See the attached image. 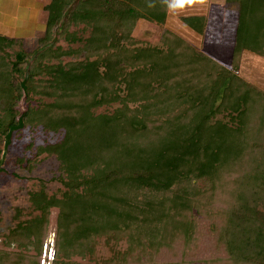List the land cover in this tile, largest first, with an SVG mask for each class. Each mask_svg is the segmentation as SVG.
<instances>
[{"label": "trees", "instance_id": "16d2710c", "mask_svg": "<svg viewBox=\"0 0 264 264\" xmlns=\"http://www.w3.org/2000/svg\"><path fill=\"white\" fill-rule=\"evenodd\" d=\"M170 1L49 0L32 55L0 35V155L14 132L59 134L19 163L55 157L65 187L31 191L30 218L6 235L37 257L0 250V264H40L55 207V264L102 237L128 246L96 264H264V91L238 74L245 52L264 57V0H226L230 65L169 32L163 47L137 46V22L164 24ZM183 22L199 34L210 23ZM80 25L88 37L69 31Z\"/></svg>", "mask_w": 264, "mask_h": 264}, {"label": "rangeland", "instance_id": "374dc122", "mask_svg": "<svg viewBox=\"0 0 264 264\" xmlns=\"http://www.w3.org/2000/svg\"><path fill=\"white\" fill-rule=\"evenodd\" d=\"M169 8L168 17L164 24H157L146 19H140L137 22L132 33L138 43L137 46L163 47L164 36L166 32H169L184 39L186 43L198 51L212 55L223 64H231L237 17L234 12L227 9L226 0H183V3L179 5L176 4V0H171ZM193 14H203L209 17V26L203 34L195 32L184 24L183 17ZM83 28V25L71 26L69 31L76 32L78 36L88 37V33H83ZM53 42L65 49L79 46V44L67 40L64 36L57 37V41ZM23 47L32 55L39 48V40L23 41ZM70 60L72 58L67 57L65 59V61ZM238 74L264 91V57L245 52L239 62ZM117 106L119 105L103 107L97 109L96 112L99 114L111 112ZM22 107L23 105H21ZM60 138L59 134H46L42 130L31 132L24 129L21 132H14L10 143L2 145L0 155V250L15 252L32 258L37 257V252L32 247L20 249L17 244H13L11 247L8 246L6 235L9 234L11 228L15 227L18 220L30 218L32 209L29 202V193L31 191L40 190L44 183L48 194L60 195L65 187L56 179L59 175V168L55 157L43 154L36 159L34 158L31 165L30 163L21 165L19 160L24 157L33 158L35 149L28 148L32 141L35 145H42L45 142H56ZM18 208L21 210V216L16 219L15 215ZM32 213L34 214V212ZM58 214V208L51 209L40 264H55L57 260ZM127 246L126 239L109 243L106 237H102L97 240L92 255L75 256L66 261V264L100 263L114 257L118 252H123ZM179 247L180 245H176L177 251ZM204 248L206 247L201 246L200 250Z\"/></svg>", "mask_w": 264, "mask_h": 264}, {"label": "crops", "instance_id": "0c3cea01", "mask_svg": "<svg viewBox=\"0 0 264 264\" xmlns=\"http://www.w3.org/2000/svg\"><path fill=\"white\" fill-rule=\"evenodd\" d=\"M49 0H0V35L25 42L45 34Z\"/></svg>", "mask_w": 264, "mask_h": 264}, {"label": "clouds", "instance_id": "9594fccd", "mask_svg": "<svg viewBox=\"0 0 264 264\" xmlns=\"http://www.w3.org/2000/svg\"><path fill=\"white\" fill-rule=\"evenodd\" d=\"M182 3H183V0H176L177 5L182 4Z\"/></svg>", "mask_w": 264, "mask_h": 264}, {"label": "built area", "instance_id": "2783aa9c", "mask_svg": "<svg viewBox=\"0 0 264 264\" xmlns=\"http://www.w3.org/2000/svg\"><path fill=\"white\" fill-rule=\"evenodd\" d=\"M48 246V245H47ZM47 249H48V247H47ZM53 257V256H52Z\"/></svg>", "mask_w": 264, "mask_h": 264}]
</instances>
